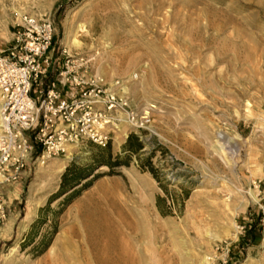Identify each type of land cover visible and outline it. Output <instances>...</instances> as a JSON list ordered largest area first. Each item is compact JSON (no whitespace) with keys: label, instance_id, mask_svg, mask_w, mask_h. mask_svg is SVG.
I'll return each mask as SVG.
<instances>
[{"label":"rangeland","instance_id":"1","mask_svg":"<svg viewBox=\"0 0 264 264\" xmlns=\"http://www.w3.org/2000/svg\"><path fill=\"white\" fill-rule=\"evenodd\" d=\"M44 14L49 79L76 62L150 121L120 117L104 149L69 147L44 163L33 152L0 187V264H59L75 208L107 185L134 209L138 183L149 201L142 264H264V0H0V49L20 18ZM130 135L137 155L123 152Z\"/></svg>","mask_w":264,"mask_h":264},{"label":"built area","instance_id":"2","mask_svg":"<svg viewBox=\"0 0 264 264\" xmlns=\"http://www.w3.org/2000/svg\"><path fill=\"white\" fill-rule=\"evenodd\" d=\"M16 28L0 49V187L19 180L37 150L44 163L69 147L90 143L104 149L120 117L136 129L149 123L148 115L136 114L112 89L85 79L76 62L67 60L49 79V15L23 16ZM6 216L0 195V226Z\"/></svg>","mask_w":264,"mask_h":264},{"label":"bare ground","instance_id":"3","mask_svg":"<svg viewBox=\"0 0 264 264\" xmlns=\"http://www.w3.org/2000/svg\"><path fill=\"white\" fill-rule=\"evenodd\" d=\"M62 169L63 166H60L56 172L60 173ZM56 172L51 173V176ZM138 184L134 209L127 205L128 197L119 201L116 197L110 198L115 193L107 185L101 186L87 204L75 208V215L70 214V229L57 242L63 251L59 264H142L145 249L142 246L141 218L143 213L149 211V204L144 199V191L147 189ZM109 209L117 218L137 215L140 220L130 224L119 223L112 219ZM43 264H51V259L47 256Z\"/></svg>","mask_w":264,"mask_h":264},{"label":"trees","instance_id":"4","mask_svg":"<svg viewBox=\"0 0 264 264\" xmlns=\"http://www.w3.org/2000/svg\"><path fill=\"white\" fill-rule=\"evenodd\" d=\"M142 149H143V145L141 142H139V139L134 135H130L127 139L125 146L123 147V152L128 153L130 155H137ZM115 166L122 167V166H127V165L126 164H116ZM91 176H92V172L88 173L84 179L89 178ZM62 178L64 182L66 178V174L63 175ZM84 179H79V180H84Z\"/></svg>","mask_w":264,"mask_h":264}]
</instances>
